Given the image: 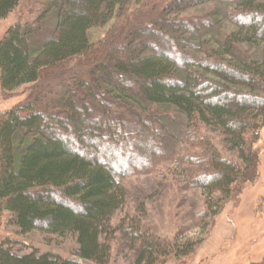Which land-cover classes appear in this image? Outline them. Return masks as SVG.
<instances>
[{"label":"trees","instance_id":"trees-1","mask_svg":"<svg viewBox=\"0 0 264 264\" xmlns=\"http://www.w3.org/2000/svg\"><path fill=\"white\" fill-rule=\"evenodd\" d=\"M19 1L0 0V20ZM147 1L158 16L151 28L112 33L96 46L88 31L123 15L128 0H53L43 17L10 26L0 40L3 93L35 85L41 73L75 58L86 69L51 110L35 101L0 112V218L10 216L22 235L74 234L84 264L109 262V218L124 202L120 180L167 156L180 135L205 147L192 185L206 193H239L259 163L264 57L243 46L264 45V0ZM208 2L227 5L235 29H218L214 42L203 39L216 27L212 18L180 16ZM210 130L236 150L238 162L212 147ZM129 222L123 231L136 246L134 264L164 263L194 249L152 236L139 219ZM6 246L0 242V264H76L53 254L15 255Z\"/></svg>","mask_w":264,"mask_h":264},{"label":"rangeland","instance_id":"rangeland-1","mask_svg":"<svg viewBox=\"0 0 264 264\" xmlns=\"http://www.w3.org/2000/svg\"><path fill=\"white\" fill-rule=\"evenodd\" d=\"M51 1L20 0L0 20V40L10 26L31 24L43 17ZM128 1L123 15L113 18L102 28L88 31L93 46L103 43L112 33L123 34L133 28L141 32L148 30L150 22L158 19L157 12L152 13L153 10L146 6L147 0ZM227 8L225 4L208 2L188 8L180 16L212 18L216 27L205 32L203 39L214 42L218 29L235 30L225 17ZM49 25L52 26L51 20ZM126 38L127 35L119 40L120 44L117 42L118 49ZM243 48L256 59L264 57L263 44ZM79 62L75 58L44 71L35 85L21 86L11 93L0 90V112L35 101L42 111L51 110L55 98L66 88L73 90L76 77L86 75L85 67ZM78 94L85 99L80 91ZM78 94L75 101L79 100ZM206 135L220 156L238 162L236 150L222 140L218 131L210 130ZM192 141L180 135L174 139L167 156L151 160L148 166L137 167L131 175L120 180L124 202L109 218L113 234L106 242L110 247L108 264H134L137 259L136 246L123 231L131 219H139L143 228L156 238L175 242L178 246L195 245L190 255L170 256L158 264H259L264 259V127L254 145L259 159L254 179L227 199L219 192L206 193L192 185V180L202 173L205 160V147H197ZM133 162L137 163L136 158H132ZM1 241H6V247L15 255L53 254L76 264L85 263L78 256L74 234L59 236L33 230L22 235L8 215L0 218Z\"/></svg>","mask_w":264,"mask_h":264}]
</instances>
